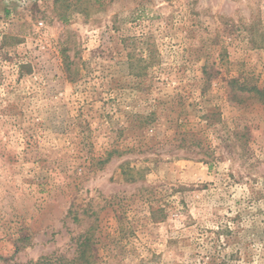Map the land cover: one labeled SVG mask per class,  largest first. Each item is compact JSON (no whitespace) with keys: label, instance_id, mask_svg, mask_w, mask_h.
<instances>
[{"label":"rangeland","instance_id":"1","mask_svg":"<svg viewBox=\"0 0 264 264\" xmlns=\"http://www.w3.org/2000/svg\"><path fill=\"white\" fill-rule=\"evenodd\" d=\"M241 83L264 0H0V264H264Z\"/></svg>","mask_w":264,"mask_h":264},{"label":"trees","instance_id":"2","mask_svg":"<svg viewBox=\"0 0 264 264\" xmlns=\"http://www.w3.org/2000/svg\"><path fill=\"white\" fill-rule=\"evenodd\" d=\"M238 81L234 80L233 83H237ZM239 88L241 90V92H247L249 94H253L255 97H257L258 99L260 100H263L264 101V87L263 88H260L259 86L257 85H244L243 83H241L239 85ZM88 241L85 242V244L87 243ZM84 255V254H82ZM85 257V256H82V258Z\"/></svg>","mask_w":264,"mask_h":264}]
</instances>
